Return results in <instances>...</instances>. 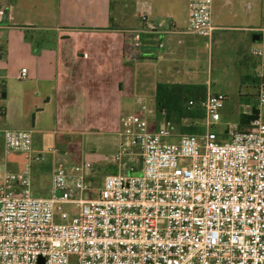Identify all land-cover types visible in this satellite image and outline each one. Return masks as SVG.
<instances>
[{"label":"built area","instance_id":"built-area-1","mask_svg":"<svg viewBox=\"0 0 264 264\" xmlns=\"http://www.w3.org/2000/svg\"><path fill=\"white\" fill-rule=\"evenodd\" d=\"M212 4L189 0L186 27L171 30L210 37ZM6 18L0 7V35ZM141 20L147 22V14ZM140 39L135 36L136 45ZM250 55L257 61V102L244 104V114L253 108L260 113L247 126L215 130L227 100L220 92L200 103L202 135L179 134L166 119L151 128L148 107L139 100L144 114L124 115L120 135L140 149L142 166L122 172L117 154L119 171L104 176L95 198L86 197L92 191L91 163L56 165L47 197L34 194L30 165L5 172L0 264H264V41L252 46ZM18 78L25 80L27 70ZM1 140L6 155L46 159L34 155L30 131L0 128ZM66 205L76 210L69 213Z\"/></svg>","mask_w":264,"mask_h":264},{"label":"crops","instance_id":"crops-1","mask_svg":"<svg viewBox=\"0 0 264 264\" xmlns=\"http://www.w3.org/2000/svg\"><path fill=\"white\" fill-rule=\"evenodd\" d=\"M188 1L0 0L7 10L0 128L30 131L34 155L46 157L6 155L1 140L0 179L30 165L34 194L47 197L56 165L91 163L105 176L122 154V170L131 145L121 120L144 114L139 100L156 104L158 84L203 85L206 96L249 89L257 67L250 49L264 41V0H213L208 38L171 30L186 27Z\"/></svg>","mask_w":264,"mask_h":264},{"label":"rangeland","instance_id":"rangeland-1","mask_svg":"<svg viewBox=\"0 0 264 264\" xmlns=\"http://www.w3.org/2000/svg\"><path fill=\"white\" fill-rule=\"evenodd\" d=\"M216 76V73L214 74V77ZM255 73L252 75L250 82L249 89L242 90V95H239V92L236 90H229V91H223L225 92L227 96V100L225 102L224 108L221 110V120L218 123V125L215 127V130L217 132H225L228 125H238L240 124V107L241 104H255L257 102L256 98V87H255V79H254ZM206 98V97H205ZM148 112L146 114L147 118L149 119V123L151 128H154L156 125H158L161 121L166 119V121L171 122L173 125L176 126L179 134H189L186 128H192V129H198V131L194 132L193 135H202L206 131L205 127V120H182L177 121V119L174 116H170L169 118L164 115H159L156 104H152L148 108ZM114 148H111L110 151H108L106 154H113ZM129 155L123 160V163L126 166L122 167V170H124V167H134L135 170H140L142 166V156L140 149L137 146H130L129 148ZM102 169L98 168L93 170V174L89 177V181L92 184V191L88 192L86 197L87 198H95L99 189L102 187V183L104 180V175H102ZM2 168L0 167V171ZM119 170L113 169L111 172L116 173ZM124 172V171H122ZM67 212L72 213L74 212L75 206L73 205H66L64 207Z\"/></svg>","mask_w":264,"mask_h":264},{"label":"trees","instance_id":"trees-1","mask_svg":"<svg viewBox=\"0 0 264 264\" xmlns=\"http://www.w3.org/2000/svg\"><path fill=\"white\" fill-rule=\"evenodd\" d=\"M206 87L203 85L158 84L156 95V109L169 118L174 116L177 121L204 120L205 111L200 103L206 97ZM193 101L194 106L189 107ZM167 119V118H166ZM189 134H195L198 129L186 128Z\"/></svg>","mask_w":264,"mask_h":264},{"label":"water","instance_id":"water-1","mask_svg":"<svg viewBox=\"0 0 264 264\" xmlns=\"http://www.w3.org/2000/svg\"><path fill=\"white\" fill-rule=\"evenodd\" d=\"M5 95L3 94V97ZM259 109L253 108L250 114H243L240 119V126H247L249 125L252 121H256L259 119ZM42 264V263H40Z\"/></svg>","mask_w":264,"mask_h":264}]
</instances>
